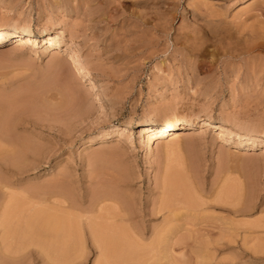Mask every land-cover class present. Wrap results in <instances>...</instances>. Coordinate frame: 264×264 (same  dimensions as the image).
I'll use <instances>...</instances> for the list:
<instances>
[{
  "label": "rangeland",
  "instance_id": "rangeland-1",
  "mask_svg": "<svg viewBox=\"0 0 264 264\" xmlns=\"http://www.w3.org/2000/svg\"><path fill=\"white\" fill-rule=\"evenodd\" d=\"M0 27L34 31L0 40V264H264V0H0Z\"/></svg>",
  "mask_w": 264,
  "mask_h": 264
},
{
  "label": "bare ground",
  "instance_id": "bare-ground-1",
  "mask_svg": "<svg viewBox=\"0 0 264 264\" xmlns=\"http://www.w3.org/2000/svg\"><path fill=\"white\" fill-rule=\"evenodd\" d=\"M242 1H244V0H242ZM59 33H62V31L61 30H59L58 31ZM30 35H34V31H32V30H26V31H22V30H19L18 28H16V27H0V40H3V39H12V37H14V36H18V39L15 41V42H17V44H20V42H21V40L22 39H24V40H27V41H29V40H31V39H28L29 37H30ZM59 35H58V33H49L48 34V38H46V42L45 43H52V42H54V41H57L58 39L57 38H59L58 37ZM31 38V37H30ZM47 47H49V46H47ZM73 53L75 54V55H77V57L79 56V54H78V52L76 51V50H74L73 51ZM100 92V91H99ZM4 107H6V105L4 106ZM3 108V107H2ZM4 109V108H3ZM7 110H9V109H7ZM11 112V111H10ZM0 113H1V115L3 114L1 111H0ZM1 115H0V120L1 121H3L5 118H4V116L1 118ZM4 115V114H3ZM3 119V120H2ZM208 119H202V125H207L208 124ZM141 124H143L142 125V132L141 133H143L144 134V137H143V139H142V141H141V147L142 148H145V149H151V147H152V145H153V143H154V141L157 139V141L158 142H164V137H166V136H168V135H171V134H173L175 131H179V130H192V129H194L195 128V126H194V124H192V123H188L186 120H181V119H176V120H163V121H148V120H146L145 122L143 121V122H141ZM1 126H3L4 127V125H1ZM2 128V127H1ZM5 128V127H4ZM1 130V129H0ZM4 131V129L1 131V134H2V132ZM5 132V133H4ZM3 133L6 135L7 133H6V131H4ZM108 133V132H107ZM1 136H4V135H1ZM8 136H10V135H8ZM263 136H264V134H263ZM6 137H7V135H6ZM12 137V136H11ZM105 138V137H104ZM4 140V139H3ZM89 140V139H88ZM164 145V144H163ZM167 145V144H166ZM165 145V146H166ZM251 145H252V147H255V146H258V143L256 142V140H253L252 141V143H251ZM169 147V146H168ZM2 148V147H1ZM4 149V148H3ZM169 149V148H168ZM26 150V149H25ZM170 150V149H169ZM0 151H1V149H0ZM233 151V150H232ZM18 158V157H17ZM147 158V157H146ZM16 159V158H15ZM168 166V165H167ZM171 169V168H170ZM175 170V169H174ZM173 170H171V172H172ZM168 174H170V173H168ZM166 177V176H165ZM169 177H171V176H169ZM173 177V176H172ZM180 177V176H179ZM176 178V177H175ZM165 181V180H164ZM164 185H167V184H165L164 183ZM169 185V184H168ZM170 186V185H169ZM168 186V187H169ZM184 187V186H183ZM226 188V187H225ZM166 189H168L167 187H166ZM165 190V189H164ZM169 190H166V192H168ZM170 191H171V189H170ZM174 191H175V189H174ZM177 191V190H176ZM178 192V191H177ZM180 192V191H179ZM173 193V192H172ZM173 194H175V192L173 193ZM172 197V196H171ZM18 199V198H17ZM166 199V198H165ZM221 199V198H220ZM219 199V200H220ZM177 199H175V201H176ZM13 201V200H12ZM166 201H167V199H166ZM9 202V201H8ZM172 202V201H171ZM170 203V202H169ZM5 204H6V202H5ZM180 204V203H179ZM186 205V204H185ZM4 206V205H3ZM6 206V205H5ZM4 206V207H5ZM7 208H8V206H7ZM164 208V207H163ZM9 209H11V208H9ZM8 209V210H9ZM160 211H161V209H159ZM3 212V211H2ZM10 212V211H9ZM175 212H176V210H175ZM178 212V211H177ZM4 213V212H3ZM12 213V212H11ZM52 213V212H51ZM3 215V214H2ZM7 215V214H6ZM58 215V214H57ZM60 216V215H59ZM114 216V215H113ZM117 217V216H116ZM56 218V217H55ZM61 218V217H60ZM2 219V218H1ZM57 219H58V217H57ZM57 219H55V220H57ZM62 219H63V216H62ZM62 219H61V221H62ZM66 219H68V217H66ZM54 220V221H55ZM59 220V219H58ZM124 220V219H123ZM2 221V220H1ZM64 221V220H63ZM62 221V222H63ZM70 221V220H69ZM68 221V224L71 222H69ZM59 222H60V220L59 221H57L55 224H54V226H52L53 228H57L56 226H59ZM58 224V225H57ZM53 225V224H52ZM70 225V224H69ZM63 227V226H62ZM166 227V226H165ZM168 227V226H167ZM166 227V228H167ZM45 228V227H44ZM125 228V227H124ZM165 228V229H166ZM163 229H164V227H163ZM60 230V229H59ZM71 231H69V233H70ZM128 232V231H127ZM132 232V231H131ZM68 233V234H69ZM167 232L166 231H160V233L158 234V233H156L157 234V237H155V239H160V240H162V242L163 241H165L166 240V236L167 235H169L170 234V232H168V234H166ZM2 235V234H1ZM6 235V234H5ZM156 236V235H155ZM68 238V237H67ZM140 242V241H139ZM157 242V241H156ZM153 243V242H152ZM140 244H141V242H140ZM145 244V243H144ZM180 244H181V242H180ZM179 244V245H180ZM152 245V244H151ZM143 246V245H142ZM159 247V246H158ZM150 251H152V250H150ZM163 251V250H162ZM110 262V261H109ZM118 264V263H117Z\"/></svg>",
  "mask_w": 264,
  "mask_h": 264
}]
</instances>
